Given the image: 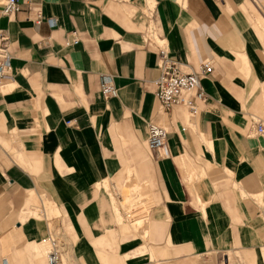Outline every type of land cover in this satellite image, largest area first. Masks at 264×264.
<instances>
[{"label":"crops","instance_id":"1","mask_svg":"<svg viewBox=\"0 0 264 264\" xmlns=\"http://www.w3.org/2000/svg\"><path fill=\"white\" fill-rule=\"evenodd\" d=\"M31 1L40 23L29 4L6 15L0 0L12 53L0 83V264H44L41 215L69 220V264H197L229 249L264 264V135L253 122L264 120V0ZM159 39L184 71L213 62L194 118L155 94ZM103 74L116 97L102 95ZM150 122L168 129L170 156L148 148ZM123 187L143 195L133 209L148 205L130 226L118 223L132 195Z\"/></svg>","mask_w":264,"mask_h":264},{"label":"built area","instance_id":"2","mask_svg":"<svg viewBox=\"0 0 264 264\" xmlns=\"http://www.w3.org/2000/svg\"><path fill=\"white\" fill-rule=\"evenodd\" d=\"M29 4L34 10L35 20L40 23L43 17L39 7H33L31 0H2V12L13 15L23 10V5ZM79 38L75 36L66 40V44H76ZM160 74L155 84V94L163 108L170 109L174 106H182L188 109L190 117H196L201 112V105L207 103L208 96L202 86V77L213 71L212 60H204L199 71L187 72L181 68L177 60L169 56V49L165 39L158 40ZM12 72V53L9 45V36L0 29V83L7 81ZM101 93L109 99L118 95V88L112 75L103 74L100 80ZM256 132L264 135V120L253 117ZM168 129L158 123L150 122L148 125L147 146L150 150H161L164 156H170L167 144ZM64 236L57 230L48 226V233L42 239L46 245V264H65L64 256L67 251V243Z\"/></svg>","mask_w":264,"mask_h":264},{"label":"rangeland","instance_id":"3","mask_svg":"<svg viewBox=\"0 0 264 264\" xmlns=\"http://www.w3.org/2000/svg\"><path fill=\"white\" fill-rule=\"evenodd\" d=\"M40 193L41 194H45L47 197H48V200H50L52 202L53 205L57 206L58 203L57 201L51 196V194H46L44 191L40 190ZM122 193H123V196L124 198L126 197V195L128 194H132L130 196H127L128 198L127 199H124V201L121 203L122 206H123V214L121 215L123 218H119L118 220V223L120 224V222L124 221L126 222L129 226L135 221V219H138V218H142L144 219V215H145V211L147 210L146 208H148L147 206L148 205H141V206H137L135 209H133L135 207L134 204H137L139 205L138 203H142L141 199L143 198V195H140L139 196V199L135 200L134 197L135 195L138 193L132 190H130L129 188H124L122 189ZM26 196H27V193H26ZM37 201V196H35L34 200L32 202H35ZM39 201V200H38ZM47 203V202H46ZM45 203V204H46ZM134 205V206H133ZM47 207L51 206L49 205L48 203L46 204ZM59 206V205H58ZM60 208V206H59ZM41 209V208H40ZM61 209V208H60ZM144 209V210H143ZM62 212V210H61ZM22 213V211H21ZM53 214V212H52ZM51 214V215H52ZM56 216L58 215L57 212L54 213ZM63 214V212H62ZM50 215V213H49ZM130 215V216H129ZM39 221L48 228V226H50V228L52 230H57V232L61 231V234H63L64 236V240L66 241V243L68 244V247L70 248L71 246L73 247V243L72 242H76L77 239L74 238L73 236V231L69 228V220H67L66 216L65 215H61L60 217L58 218H52V219H45V216L41 215V219H39ZM139 225V228L140 227H143V225H141V223H138ZM121 226V225H120ZM145 226V225H144ZM144 228H140L139 230H142L143 231ZM138 230V231H139ZM123 233H125L123 231ZM126 234V233H125ZM136 236V233L134 232H130V234L128 235H125V239L128 240L129 238H132ZM143 239H147V238H143ZM72 240V241H71ZM71 244V245H70ZM264 245V244H263ZM45 249H46V245H45ZM67 253L68 251L65 252V258H64V261H65V264H69L66 262V256H67ZM128 254H137L138 251H134L133 253H130V252H127ZM125 253V254H127ZM257 253L258 252H255V253H251L249 251H235L233 252L232 249H229V250H226V251H221L219 253L216 252V250H214L213 252H208L206 253L205 255H199L197 258H198V263L197 264H219L217 262V258L219 257L220 258V264H225V261L223 259V256L225 257L226 254H228L229 256H231V260L228 262H226L227 264L231 263V264H261V261L257 258ZM45 255H46V250L44 252V257H43V261H44V264L46 263V260H45ZM120 255V254H119ZM124 254H121L120 258L123 256ZM131 256V255H130ZM263 257H264V253H263ZM129 258V257H128ZM128 258H122V263L123 264H126V260ZM196 258V257H194ZM193 258V259H194ZM75 261V260H74ZM75 264V262H74ZM117 264H120V263H117Z\"/></svg>","mask_w":264,"mask_h":264},{"label":"bare ground","instance_id":"4","mask_svg":"<svg viewBox=\"0 0 264 264\" xmlns=\"http://www.w3.org/2000/svg\"><path fill=\"white\" fill-rule=\"evenodd\" d=\"M130 216V215H129ZM61 232V231H60ZM68 246V245H67ZM67 251H68V247H67ZM65 258V257H64Z\"/></svg>","mask_w":264,"mask_h":264}]
</instances>
